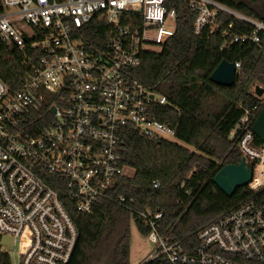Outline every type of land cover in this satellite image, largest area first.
Returning <instances> with one entry per match:
<instances>
[{
  "label": "built area",
  "instance_id": "built-area-1",
  "mask_svg": "<svg viewBox=\"0 0 264 264\" xmlns=\"http://www.w3.org/2000/svg\"><path fill=\"white\" fill-rule=\"evenodd\" d=\"M1 1L0 47L27 65L36 61L20 90L12 92L0 79V241L13 240L0 247L11 264H69L79 239L69 205L92 214L109 201L137 214L149 230L153 251L144 263L164 256L170 264H264V200L258 195L201 228L191 252L174 240L172 229L162 234L163 212L136 211L134 200L113 198L116 177L125 174L120 145L127 128L158 145L178 138L177 129L153 114L167 98L132 78L143 53L161 51L176 34L177 13L167 8L169 0ZM183 1L197 13L196 35L213 29L225 12L256 28L234 36V43H264V23L212 0ZM95 17L112 26L101 56L75 37ZM234 65L238 75L241 64ZM253 88L258 103L243 108L228 138L252 167L245 188L256 195L264 191V141L253 126L264 110V86ZM45 106L50 116L36 117ZM39 123L44 126L36 133Z\"/></svg>",
  "mask_w": 264,
  "mask_h": 264
},
{
  "label": "trees",
  "instance_id": "trees-1",
  "mask_svg": "<svg viewBox=\"0 0 264 264\" xmlns=\"http://www.w3.org/2000/svg\"><path fill=\"white\" fill-rule=\"evenodd\" d=\"M212 1L264 22V18L244 1ZM248 1L254 4L258 0ZM167 8L176 10V34L161 51L143 53L141 65L132 72V78L151 92L167 98L166 105L154 106V116L177 129L180 140L207 152L215 161L209 163L194 157L171 143L158 145L127 128L120 145V169L133 173L116 177L113 198L124 196L134 200L136 211L150 207L163 212L162 234L172 229L174 240L182 242L184 249L191 252L201 228L251 197L258 195L264 200V191L253 195L247 188L236 190L229 198L214 182L223 167L239 165L243 160L240 149L228 137L243 116V108H252L258 103L251 90L257 85L264 86V43H234V36L251 35L256 28L225 12L219 13L218 24L213 29L205 28L196 35L197 13L187 2L169 0ZM3 11L0 0V13ZM130 20L140 24L139 18ZM122 24L127 25V21L122 19ZM111 32L112 26L95 17L78 29L75 37L87 51L101 56L108 49ZM26 52L29 53V49ZM223 61L241 64L237 84L231 88L210 81ZM35 63L33 60L27 65L23 57L7 53L0 47V79L12 92L23 87ZM39 116H50L48 106L36 115ZM43 126L44 123H39L36 133ZM158 181L161 187L156 189L154 183ZM69 206L79 230L78 243L69 264H131L132 222L144 237L149 234L137 214L110 201L96 207L92 214L81 213L72 204ZM0 264H11L1 247ZM144 264L170 263L162 256Z\"/></svg>",
  "mask_w": 264,
  "mask_h": 264
},
{
  "label": "water",
  "instance_id": "water-1",
  "mask_svg": "<svg viewBox=\"0 0 264 264\" xmlns=\"http://www.w3.org/2000/svg\"><path fill=\"white\" fill-rule=\"evenodd\" d=\"M210 81L218 86L231 88L237 84V69L233 63L223 61L213 72ZM257 93L261 95L263 90L257 88ZM55 112V109H52ZM254 133L264 141V110L256 120L253 126ZM253 176L252 167L244 160L239 165H227L223 167L215 176L214 182L217 187L229 198H232L236 190L245 188ZM13 240L3 237L0 245L12 244Z\"/></svg>",
  "mask_w": 264,
  "mask_h": 264
},
{
  "label": "rangeland",
  "instance_id": "rangeland-1",
  "mask_svg": "<svg viewBox=\"0 0 264 264\" xmlns=\"http://www.w3.org/2000/svg\"><path fill=\"white\" fill-rule=\"evenodd\" d=\"M246 2L250 7H252L262 18H264V0H258L256 3H251L248 0H239ZM264 23V22H263ZM157 50V49H155ZM254 88L252 87V90ZM173 144L178 150H185L190 152V154L197 158H202L209 163H213L214 158L207 152L200 150L193 145L183 142L179 138H172L169 142ZM132 171L127 170L125 174L132 175ZM153 251V246L148 241L147 237H144L138 230L135 222H132L131 226V264H143L150 256Z\"/></svg>",
  "mask_w": 264,
  "mask_h": 264
}]
</instances>
